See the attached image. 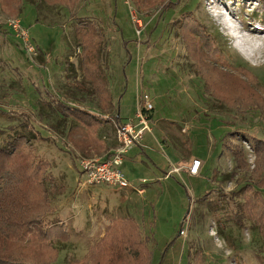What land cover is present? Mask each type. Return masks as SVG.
<instances>
[{
  "label": "rangeland",
  "instance_id": "rangeland-1",
  "mask_svg": "<svg viewBox=\"0 0 264 264\" xmlns=\"http://www.w3.org/2000/svg\"><path fill=\"white\" fill-rule=\"evenodd\" d=\"M223 13L259 30L258 42L238 47ZM10 18L21 20L35 51ZM79 19L95 25L79 32ZM81 56L106 76L110 106L91 93ZM146 95L151 130L122 165L130 181L149 180L146 193L86 185L81 161L117 147L116 112L136 119ZM61 102L100 119L88 126ZM16 132L27 137L8 165L37 174L1 182L0 253L83 264L113 224L130 218L144 238L131 247L119 238L113 264H264V239L243 214L247 197H264V157L252 145L264 139V0H0V145ZM230 148H243L247 165L237 167ZM174 166L181 173L164 178ZM24 218L42 221L46 236L25 229L16 243Z\"/></svg>",
  "mask_w": 264,
  "mask_h": 264
},
{
  "label": "trees",
  "instance_id": "trees-1",
  "mask_svg": "<svg viewBox=\"0 0 264 264\" xmlns=\"http://www.w3.org/2000/svg\"><path fill=\"white\" fill-rule=\"evenodd\" d=\"M78 23L76 25V30L79 32H82L81 29L86 30L88 27L91 28L93 27V25H95L94 23H92L91 20L86 21L79 19ZM80 44L82 48L81 52H84L85 45L83 44V42H80ZM80 67L81 70L84 72L85 77L91 81L90 83L88 82L89 84H91V93L97 97L99 104L106 107L110 106L113 103V96L112 93L110 92L109 87L107 86V78L104 75V73L103 74L98 73L97 72L98 70L90 66V64H87L86 56H81ZM61 105L63 107L62 111L65 115H70L79 122L88 124V126L94 124L93 122L94 120L100 119V116L97 115L95 112L86 110L82 107L69 106L63 102H61ZM115 119L117 120L118 123L124 122L119 114V111L116 112ZM26 137L27 134H25L24 132H16V134L13 137L7 139L6 141L3 142V144L0 145V185L3 179H6L7 181L9 179H13L11 182H13L14 185H21L22 183L27 182V179L30 175L37 174L35 171H30V173L27 172L26 174L16 173L15 170H17L18 168L8 165V163L11 162L10 159L17 156V154H19L18 148L20 144L23 143ZM252 145L254 146V150L256 151L257 157H264V139L254 137L252 139ZM230 150L237 163V167H239L240 162L242 164L245 163L247 165L246 160H244L243 158L244 156L243 148H239V150L238 148L236 149L230 148ZM108 155H110V152L108 153ZM15 176H17L18 180L14 179ZM45 176H47V174H45ZM251 185L252 184H250V186ZM249 200L251 201L250 203ZM248 203H249V207L245 208V212L243 214L248 216L249 220H251V223L258 229V232L261 235L262 239H264V197L262 195L259 196L253 195L252 198L247 197L245 206ZM254 203H256V205H261V206H254L255 205ZM234 216H241L238 217V219L243 217L242 214L240 213H236ZM137 226L138 225L136 224V222L130 218L121 219V221H119L118 223L113 224L107 234V237L104 240H102L100 243H98L97 246L90 249L88 253L89 255L87 256L83 264H113L114 253H115L114 251L121 247L118 241L123 239L127 241L129 243L128 246L131 247L133 246L135 239L139 240L140 238H144L142 232L138 231L139 229L137 228ZM60 228L63 231V233H66L65 236H68L67 234L68 232L66 231L67 230L66 225L63 226L60 225ZM16 229L18 231V233L14 234V237L16 238L15 240L16 243L19 242L21 239H23L21 236L25 229H28V231L33 233L34 236L41 235V237H45L47 233L42 221H38V220L27 221L25 220V218L21 223H19L16 226ZM6 235H7L6 237L4 235V239L9 240L10 238H12L9 234ZM125 241L123 242L125 243ZM147 241L149 240L147 239ZM11 242L12 240H9V242L7 243L10 244ZM122 245H123L122 246L123 249L127 248L126 243ZM146 250L149 251L147 245H146ZM0 264H27V263L24 262V260L19 256L0 253Z\"/></svg>",
  "mask_w": 264,
  "mask_h": 264
},
{
  "label": "built area",
  "instance_id": "built-area-1",
  "mask_svg": "<svg viewBox=\"0 0 264 264\" xmlns=\"http://www.w3.org/2000/svg\"><path fill=\"white\" fill-rule=\"evenodd\" d=\"M7 25L10 26L27 46V49L35 51L31 44L30 35L23 27L20 19H8ZM154 109L149 96L139 99L136 119L128 120L122 123H116L117 147L110 152V155L101 158H86L81 161V172L86 176V185L103 184L116 190L131 191L143 194V185L147 183L146 179H140L138 184L129 180L122 169V165L129 151L144 138L147 131H150V113ZM202 161L195 159L188 168L190 175H197L200 172ZM182 168L174 166L167 172L169 177L174 173H181Z\"/></svg>",
  "mask_w": 264,
  "mask_h": 264
},
{
  "label": "bare ground",
  "instance_id": "bare-ground-1",
  "mask_svg": "<svg viewBox=\"0 0 264 264\" xmlns=\"http://www.w3.org/2000/svg\"><path fill=\"white\" fill-rule=\"evenodd\" d=\"M218 16L223 23L227 24L226 27L228 30L230 29L231 26L232 35L239 39L237 43L239 45L238 47L246 49L248 46L257 43L258 40L260 39L259 30L257 29L251 30L250 27H246V26L241 28L237 24H235L234 20L227 14L223 13V15L219 14Z\"/></svg>",
  "mask_w": 264,
  "mask_h": 264
},
{
  "label": "crops",
  "instance_id": "crops-1",
  "mask_svg": "<svg viewBox=\"0 0 264 264\" xmlns=\"http://www.w3.org/2000/svg\"><path fill=\"white\" fill-rule=\"evenodd\" d=\"M122 120H123L124 122H125V121H128V120H127L126 118H124V117L122 118ZM137 147L143 148L144 145H142V144H138ZM132 149H133V148H132ZM132 149L129 151V153L127 154V156L131 153ZM133 150H134V149H133ZM190 165H191V164H190ZM201 167H202V166H201ZM170 170H171V169H170ZM167 172H168V171L165 172V175H164L165 177H164V178H167V177H166V176H167V175H166ZM124 173H125V172H124ZM188 173H189V172H188ZM125 174H126V173H125ZM197 175H198V174H197ZM194 176H195V175H194ZM137 184H138V183H137ZM148 184H150V183H149V180L147 181L146 184L143 185V187H144V192H143V194L146 193V191H147V189H148V187H149ZM117 191H118V190H117ZM119 191H120V190H119ZM121 192H122L124 195H126L127 197L129 196L130 193H135V192H131V191H121ZM125 193H126V194H125ZM137 193H138V192H137ZM138 194H140V193H138ZM127 197H126V199H128ZM128 212H129V211H128ZM129 214H131V213L129 212ZM133 216H135V215H133Z\"/></svg>",
  "mask_w": 264,
  "mask_h": 264
}]
</instances>
